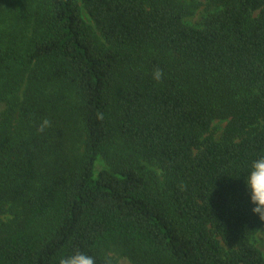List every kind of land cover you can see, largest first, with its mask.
<instances>
[{"label":"trees","instance_id":"1","mask_svg":"<svg viewBox=\"0 0 264 264\" xmlns=\"http://www.w3.org/2000/svg\"><path fill=\"white\" fill-rule=\"evenodd\" d=\"M215 1L0 0V264H264V0Z\"/></svg>","mask_w":264,"mask_h":264},{"label":"rangeland","instance_id":"2","mask_svg":"<svg viewBox=\"0 0 264 264\" xmlns=\"http://www.w3.org/2000/svg\"><path fill=\"white\" fill-rule=\"evenodd\" d=\"M185 4H189L191 6H195L193 13L187 17L184 18V22L190 26L195 27H202L205 19L209 14L218 12L221 7L215 0H181ZM81 6V14L84 19V21L94 29L97 37L99 40L103 43H105L104 39L101 37L98 30L95 28V24L93 20L91 19L90 15L84 8L82 2H80ZM256 15V14H255ZM64 102V99L62 100ZM5 108V103L0 102V115L3 112ZM227 125V121L225 120H215L212 124V131L214 134V137L217 140H220L225 126ZM197 151V150H196ZM146 171L150 176H158L160 179L162 177L161 170H159L156 166H153L151 164L146 163ZM9 216H6L5 219L7 220ZM253 243L262 251L264 256V226L259 229L257 234L253 238ZM109 255L115 259L119 264H131L127 258H124L121 256V254L117 251H110Z\"/></svg>","mask_w":264,"mask_h":264},{"label":"clouds","instance_id":"3","mask_svg":"<svg viewBox=\"0 0 264 264\" xmlns=\"http://www.w3.org/2000/svg\"><path fill=\"white\" fill-rule=\"evenodd\" d=\"M160 75L159 71L155 73L157 80ZM244 173L246 191L251 203L255 205L253 212L258 213L261 219H264V155L253 159ZM61 264H97V260L95 256L88 255L86 252L74 251L65 255Z\"/></svg>","mask_w":264,"mask_h":264}]
</instances>
